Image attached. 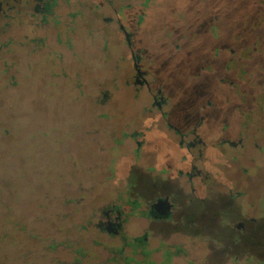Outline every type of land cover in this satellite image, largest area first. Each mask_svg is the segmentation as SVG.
<instances>
[{
    "label": "rangeland",
    "instance_id": "374dc122",
    "mask_svg": "<svg viewBox=\"0 0 264 264\" xmlns=\"http://www.w3.org/2000/svg\"><path fill=\"white\" fill-rule=\"evenodd\" d=\"M60 3L50 52L17 68L0 41V264H124L120 246L129 264H264V0ZM104 17L133 32L150 91ZM165 196L170 216H145Z\"/></svg>",
    "mask_w": 264,
    "mask_h": 264
},
{
    "label": "flooded vegetation",
    "instance_id": "af4514ba",
    "mask_svg": "<svg viewBox=\"0 0 264 264\" xmlns=\"http://www.w3.org/2000/svg\"><path fill=\"white\" fill-rule=\"evenodd\" d=\"M61 0H0V41L2 37L7 34V30L10 31L11 45L16 55L15 65L19 64L20 60H24L27 56L31 54H41L45 48L50 52V47L46 46L45 42L49 40L52 36L54 38L62 39V36L67 35L66 23L64 13H60ZM75 15L69 17L73 22L71 24V32L83 31L82 22L83 20L82 12L78 11L74 13ZM118 15V14H116ZM90 33L99 34V17L94 16L90 18ZM104 26L107 27L106 30H102L101 34L104 36H110L114 32H119L123 35L127 42L128 52L133 61V68L135 75L133 77V84L138 85L140 88L150 89V84L145 78V73L139 67V56L132 51L131 38L133 32L128 31L125 26L121 23L120 18L114 21V17H104L102 19ZM81 24V25H80ZM9 27V29H8ZM56 40V39H55ZM60 47L61 42L59 41ZM127 54V53H126ZM42 55V54H41ZM37 56V57H38ZM37 58H34V60ZM38 60H35L33 64L37 65ZM18 68V65L16 66ZM59 71H62V67L58 66ZM59 74V73H58ZM65 76L64 74H59L58 77ZM129 82V81H128ZM165 103L164 98L161 96V90H156L155 95H152L151 104L157 107L158 110L162 109ZM165 114L162 113V116ZM200 126H193L191 129V135L193 139L191 141H185V136L183 140L179 142L181 146L186 145L187 152L191 151L197 144L201 143V138L196 134L197 128ZM176 130V129H175ZM224 143H230L227 140ZM190 174V173H189ZM191 174L188 178H191ZM173 204L170 202L169 197H158L154 201L150 202L145 210V216L152 217L154 219L164 220L170 216ZM114 212V211H113ZM116 216L111 213L107 214L106 225L107 229L111 231L112 229L120 228L121 221L119 217V212Z\"/></svg>",
    "mask_w": 264,
    "mask_h": 264
},
{
    "label": "trees",
    "instance_id": "16d2710c",
    "mask_svg": "<svg viewBox=\"0 0 264 264\" xmlns=\"http://www.w3.org/2000/svg\"><path fill=\"white\" fill-rule=\"evenodd\" d=\"M124 247L120 246L119 248L115 249V253H117L119 256L124 257L123 261L124 264H129L130 258L123 256L124 255ZM134 264H140L139 262H136Z\"/></svg>",
    "mask_w": 264,
    "mask_h": 264
}]
</instances>
